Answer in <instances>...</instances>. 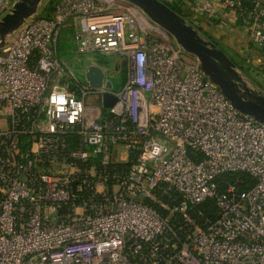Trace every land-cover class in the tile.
<instances>
[{
  "label": "built area",
  "instance_id": "1",
  "mask_svg": "<svg viewBox=\"0 0 264 264\" xmlns=\"http://www.w3.org/2000/svg\"><path fill=\"white\" fill-rule=\"evenodd\" d=\"M18 1L0 0V20ZM120 3L58 0L0 49V264H264V122ZM192 5L228 10L264 51V0ZM73 20L79 58L116 59L89 64L100 88L64 78L56 43ZM97 93L101 106H88ZM234 173L255 185L220 191ZM208 200L214 220L199 210Z\"/></svg>",
  "mask_w": 264,
  "mask_h": 264
},
{
  "label": "water",
  "instance_id": "2",
  "mask_svg": "<svg viewBox=\"0 0 264 264\" xmlns=\"http://www.w3.org/2000/svg\"><path fill=\"white\" fill-rule=\"evenodd\" d=\"M46 0H19L12 11L0 20V49ZM141 11L153 24L170 34L177 45L199 61L209 79L242 113L264 122V92L252 88L230 57L200 33L182 16L160 0H124ZM105 75L98 66H89L85 79L94 88L102 87ZM111 87V83L108 84ZM118 86L116 85V88ZM117 98L105 94L103 106L112 108Z\"/></svg>",
  "mask_w": 264,
  "mask_h": 264
},
{
  "label": "crops",
  "instance_id": "3",
  "mask_svg": "<svg viewBox=\"0 0 264 264\" xmlns=\"http://www.w3.org/2000/svg\"><path fill=\"white\" fill-rule=\"evenodd\" d=\"M167 2H177L182 10L183 18L191 24L199 33L206 32L210 34L219 45H224L226 54L236 64L238 70L248 79V84L252 88L264 92V76L259 72L263 71L262 61L264 54L260 49L252 44L249 34L244 25L239 23L228 10L219 8L216 17L200 16L193 8L192 0H168ZM45 4V3H44ZM121 9L136 11L135 7L124 0L120 3ZM155 25V24H154ZM156 26V25H155ZM76 21L69 23L62 31L56 43V57L66 64V73L64 78L70 79L77 76V69L81 60L77 56L76 49ZM234 56V57H233ZM93 60V59H92ZM94 62V61H93ZM121 87L120 76L118 74Z\"/></svg>",
  "mask_w": 264,
  "mask_h": 264
},
{
  "label": "trees",
  "instance_id": "4",
  "mask_svg": "<svg viewBox=\"0 0 264 264\" xmlns=\"http://www.w3.org/2000/svg\"><path fill=\"white\" fill-rule=\"evenodd\" d=\"M161 2L165 3L168 7H170L173 11H175L177 14L183 17L182 15V10L180 5L177 2H167L166 0H160ZM58 2V1H57ZM57 4V3H56ZM55 4V6H56ZM247 7L251 6V2H245L244 3ZM53 2L50 3L43 11L44 17L46 18H52L55 12V7L52 8ZM43 17V16H42ZM239 23H242L240 21ZM204 35L207 36L208 39L211 40V43H213L216 47L219 46V44L216 42V40L211 36L208 35V33L203 32ZM222 50V49H221ZM224 51V50H223ZM103 60V59H101ZM124 81V79H123ZM217 185L220 191H225L228 189L230 186L236 187L237 190L240 192H245L251 189L256 181L248 174L246 173H234V174H225L220 176L217 180ZM199 210L203 212L205 217H211V219H216V216L218 214V208L216 205V202L214 200H208L204 204H202L199 207Z\"/></svg>",
  "mask_w": 264,
  "mask_h": 264
},
{
  "label": "rangeland",
  "instance_id": "5",
  "mask_svg": "<svg viewBox=\"0 0 264 264\" xmlns=\"http://www.w3.org/2000/svg\"><path fill=\"white\" fill-rule=\"evenodd\" d=\"M57 1L58 0H46L45 1V4L43 3L42 5H41V7H40V9H39V11H38V13L36 14V15H38V16H43L44 17V13H43V11H44V9L50 4V3H52L53 2V6H52V8H54L55 7V4L57 3ZM244 25V24H243ZM162 30V29H161ZM15 34H13L11 37H9L8 39L9 40H11V39H13L15 36H14ZM200 35L204 38V39H206V40H208L209 42H211V40L210 39H208L207 38V36L206 35H204L203 34V32H201L200 33ZM208 35H210V34H208ZM161 37H162V39H164V40H167V41H169V42H173V37L170 35V34H168L166 31H164V30H162V32H161ZM176 46H177V43L175 44ZM218 47H220V48H223V49H225L224 48V45H219ZM219 48V49H220ZM258 49H260L261 51H260V53H263L264 54V51H263V49H261V48H258ZM226 50V49H225ZM227 52L229 51V50H226ZM226 52V53H227ZM228 53H230V52H228ZM228 55V54H227ZM234 57V56H233ZM80 60H81V63H79L78 65H79V68L77 69V80L80 82V83H82V84H85V83H87V81H86V79H85V74H86V71H85V69L87 68V67H89V64H91V63H93V61L94 62H96V63H99V64H101V65H103L104 67H108V66H110L111 65V63L112 62H114V61H116V59L115 58H107V59H104V60H101L100 58H98L96 55H86V56H82L81 58H79ZM93 59V60H92ZM263 65L261 66L262 67V69H264V58H263V61L261 62ZM260 73V75H263L264 76V70L263 71H261V72H259ZM125 76V75H124ZM244 76V75H243ZM245 77V76H244ZM124 79H125V77H124ZM247 82H248V79L246 80ZM248 83H250V82H248ZM263 83H264V80H263ZM250 85V84H249ZM121 89V87H117L115 90H120ZM101 99H102V95H100V94H93V95H90V96H88L87 97V100H86V102H87V105L88 106H101Z\"/></svg>",
  "mask_w": 264,
  "mask_h": 264
}]
</instances>
